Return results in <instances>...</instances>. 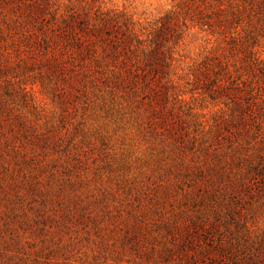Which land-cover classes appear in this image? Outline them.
Here are the masks:
<instances>
[{"label":"rangeland","instance_id":"374dc122","mask_svg":"<svg viewBox=\"0 0 264 264\" xmlns=\"http://www.w3.org/2000/svg\"><path fill=\"white\" fill-rule=\"evenodd\" d=\"M178 2L0 0V264H264V104L244 120L198 71L228 43L181 14L144 86L134 45L107 56L69 18L141 28Z\"/></svg>","mask_w":264,"mask_h":264},{"label":"trees","instance_id":"16d2710c","mask_svg":"<svg viewBox=\"0 0 264 264\" xmlns=\"http://www.w3.org/2000/svg\"><path fill=\"white\" fill-rule=\"evenodd\" d=\"M94 7V3L84 5L81 11L72 7L69 18L75 20V16L82 13L85 22L92 20L94 27L90 33L101 41L107 56L116 57L121 49L128 51L134 45L132 53L141 64L131 69L125 61L124 70L130 80L147 86L149 77L158 82L166 78L175 62L169 42L175 36L176 21L182 14L222 37L229 45L230 54L237 56L235 63L220 55L217 61H203L198 71L207 79L209 93L227 95L244 120L248 111L252 112L250 116L255 107L264 104V60L256 50L264 39V0H245L242 4L235 0H179L177 10L141 28L116 9L99 7L93 16Z\"/></svg>","mask_w":264,"mask_h":264}]
</instances>
